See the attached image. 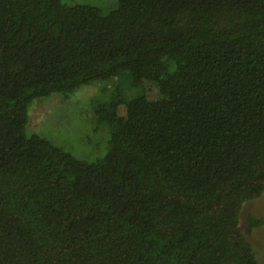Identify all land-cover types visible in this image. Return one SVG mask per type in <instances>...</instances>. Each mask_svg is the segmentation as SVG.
<instances>
[{
    "label": "trees",
    "instance_id": "obj_1",
    "mask_svg": "<svg viewBox=\"0 0 264 264\" xmlns=\"http://www.w3.org/2000/svg\"><path fill=\"white\" fill-rule=\"evenodd\" d=\"M95 3L0 0V264H258L264 0ZM123 77L102 158L28 132L35 100Z\"/></svg>",
    "mask_w": 264,
    "mask_h": 264
},
{
    "label": "rangeland",
    "instance_id": "obj_2",
    "mask_svg": "<svg viewBox=\"0 0 264 264\" xmlns=\"http://www.w3.org/2000/svg\"><path fill=\"white\" fill-rule=\"evenodd\" d=\"M104 12L117 0H93ZM118 86L124 98H131L142 93L134 86L129 77L114 79L109 82H96L84 85L68 97L54 94L48 98L35 100L29 110L28 132L43 134L50 142L69 151L86 161L102 158L105 138L103 132H93L92 107L110 99L114 88ZM152 96H157L155 88ZM102 131L104 128H101ZM251 216L263 219L259 227L248 231ZM240 226L247 231L246 236L256 251L258 264H264V193L243 204L240 215Z\"/></svg>",
    "mask_w": 264,
    "mask_h": 264
}]
</instances>
